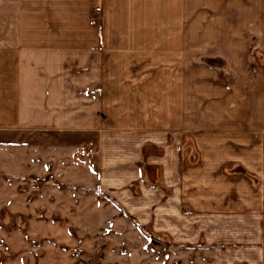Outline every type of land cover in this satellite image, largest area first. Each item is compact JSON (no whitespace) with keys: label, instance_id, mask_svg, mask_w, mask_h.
Masks as SVG:
<instances>
[{"label":"crops","instance_id":"obj_1","mask_svg":"<svg viewBox=\"0 0 264 264\" xmlns=\"http://www.w3.org/2000/svg\"><path fill=\"white\" fill-rule=\"evenodd\" d=\"M200 2L0 0V135L48 136L55 163L93 174L116 197L157 167L175 187L176 228L187 187L198 219L239 241V264H264V0H239L235 23L209 15L207 28L224 35L209 31L207 42L200 14L230 11L231 2L208 0L207 11ZM189 50L221 54L227 70L187 68ZM185 134L197 136L201 154L183 170ZM87 147L95 152L84 159ZM232 162L257 185L221 173ZM213 204L225 207L221 215Z\"/></svg>","mask_w":264,"mask_h":264},{"label":"rangeland","instance_id":"obj_2","mask_svg":"<svg viewBox=\"0 0 264 264\" xmlns=\"http://www.w3.org/2000/svg\"><path fill=\"white\" fill-rule=\"evenodd\" d=\"M200 1V11H207L208 0ZM212 1L217 4L221 0ZM230 2L228 13L200 14L206 19L198 30L201 39L207 42L209 31L212 39L224 35L220 25L207 28L209 15H215L216 20L225 16L233 23L238 20L239 0ZM186 31L192 39L191 28ZM185 56L187 68L206 65L227 70L219 53L189 50ZM215 56L219 58L211 61L222 65L225 61L223 69L204 61ZM181 141L180 164L186 170L199 163L200 147L197 136L185 134ZM69 158L78 159L75 148L70 149ZM78 170L64 159L53 161L48 136L31 132L0 135V264L240 263L235 256L239 241L228 240L222 232L217 236V226L204 225L198 219L192 205H186V199L196 200V196L187 195V187L179 195L183 221L176 228L175 187L163 185L157 167L152 168L151 180L132 183L128 196L118 197L97 188L93 174ZM221 173L245 176L253 186L258 183L240 163L225 165ZM141 187L148 191L145 195ZM209 208L214 217L225 209L215 204Z\"/></svg>","mask_w":264,"mask_h":264},{"label":"built area","instance_id":"obj_3","mask_svg":"<svg viewBox=\"0 0 264 264\" xmlns=\"http://www.w3.org/2000/svg\"><path fill=\"white\" fill-rule=\"evenodd\" d=\"M95 152V150L91 147L80 149L78 154L80 157L86 158L92 155Z\"/></svg>","mask_w":264,"mask_h":264},{"label":"water","instance_id":"obj_4","mask_svg":"<svg viewBox=\"0 0 264 264\" xmlns=\"http://www.w3.org/2000/svg\"><path fill=\"white\" fill-rule=\"evenodd\" d=\"M218 58H219L218 56H215V57H207V58H204V61H206V63H209V64L215 66L216 68L223 69L224 68L225 61H223V65L222 64H219V63H214V62L211 61V60H215V59H218Z\"/></svg>","mask_w":264,"mask_h":264}]
</instances>
